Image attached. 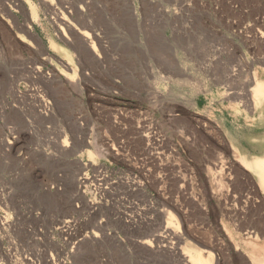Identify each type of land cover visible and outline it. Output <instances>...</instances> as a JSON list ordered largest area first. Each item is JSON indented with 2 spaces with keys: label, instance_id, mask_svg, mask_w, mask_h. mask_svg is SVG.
I'll use <instances>...</instances> for the list:
<instances>
[{
  "label": "rangeland",
  "instance_id": "rangeland-1",
  "mask_svg": "<svg viewBox=\"0 0 264 264\" xmlns=\"http://www.w3.org/2000/svg\"><path fill=\"white\" fill-rule=\"evenodd\" d=\"M263 78L264 0H0V264H262Z\"/></svg>",
  "mask_w": 264,
  "mask_h": 264
},
{
  "label": "bare ground",
  "instance_id": "bare-ground-1",
  "mask_svg": "<svg viewBox=\"0 0 264 264\" xmlns=\"http://www.w3.org/2000/svg\"><path fill=\"white\" fill-rule=\"evenodd\" d=\"M58 19L62 20L63 18L59 17ZM68 23L64 22V24L68 28V30H70V31L72 29L74 30V28H72V26ZM75 32H76V30H75ZM80 34H81V37H83L84 39H88V37H89L88 33H86V32L82 31ZM84 41H87V40H84ZM84 43L85 42H83L82 45ZM85 44H87V42ZM53 48H54V46H53ZM44 81L49 82V79L45 78ZM256 85L257 86L254 89L252 95L249 97L248 94H243L244 95L243 98L247 102V103L246 102L245 103H246V106L248 107V109L250 111H253V112H259V117H261L262 115H264V78L260 81L258 80V83ZM242 161H243L244 166H246L248 169H250L256 175V178L259 182V185H260L262 191H264V156L263 155H255L252 158L243 157ZM80 182L81 181L79 180L77 182V184ZM211 263H212L211 257H207V259L204 260L200 254H194V255L190 256L189 260L185 261V264H211ZM262 264H264V262Z\"/></svg>",
  "mask_w": 264,
  "mask_h": 264
}]
</instances>
